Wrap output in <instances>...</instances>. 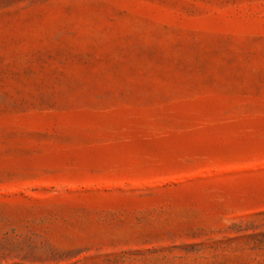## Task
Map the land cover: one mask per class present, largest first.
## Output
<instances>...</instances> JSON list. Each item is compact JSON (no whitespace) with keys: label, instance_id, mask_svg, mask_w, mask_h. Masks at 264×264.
Here are the masks:
<instances>
[{"label":"rangeland","instance_id":"1","mask_svg":"<svg viewBox=\"0 0 264 264\" xmlns=\"http://www.w3.org/2000/svg\"><path fill=\"white\" fill-rule=\"evenodd\" d=\"M0 264H264V0H0Z\"/></svg>","mask_w":264,"mask_h":264}]
</instances>
